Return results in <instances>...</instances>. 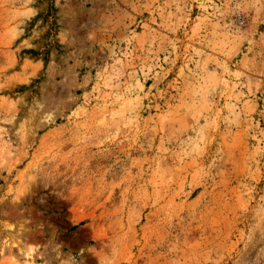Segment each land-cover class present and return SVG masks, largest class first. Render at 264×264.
<instances>
[{
  "label": "rangeland",
  "instance_id": "374dc122",
  "mask_svg": "<svg viewBox=\"0 0 264 264\" xmlns=\"http://www.w3.org/2000/svg\"><path fill=\"white\" fill-rule=\"evenodd\" d=\"M0 264H264V0H0Z\"/></svg>",
  "mask_w": 264,
  "mask_h": 264
},
{
  "label": "trees",
  "instance_id": "16d2710c",
  "mask_svg": "<svg viewBox=\"0 0 264 264\" xmlns=\"http://www.w3.org/2000/svg\"><path fill=\"white\" fill-rule=\"evenodd\" d=\"M24 52H26V53H31L32 55H36L37 53H35L34 51H32V50H27V51H24ZM46 57H44V60L46 61ZM74 227H76V226H73V228Z\"/></svg>",
  "mask_w": 264,
  "mask_h": 264
}]
</instances>
